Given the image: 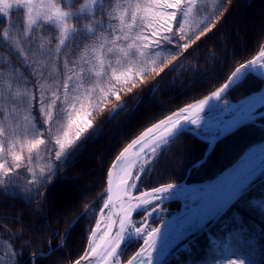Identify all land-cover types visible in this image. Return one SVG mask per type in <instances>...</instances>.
Returning a JSON list of instances; mask_svg holds the SVG:
<instances>
[{"label":"trees","instance_id":"obj_1","mask_svg":"<svg viewBox=\"0 0 264 264\" xmlns=\"http://www.w3.org/2000/svg\"><path fill=\"white\" fill-rule=\"evenodd\" d=\"M75 4L76 0L65 7L72 10ZM13 11L12 19L19 21L22 10ZM217 15L223 18L216 28L186 52L179 35H172L150 49L149 56L156 66L163 67L173 56L178 59L159 75L145 77L146 82L120 101L113 98L105 109L95 113L94 126L66 148L59 159L55 158L59 150L55 144L57 135L47 131L49 124L39 104L32 112L24 113L33 123V130L44 134L46 144L34 150L28 161L37 173L35 180L27 168H21L18 176L0 185V236L5 228L17 234V242L24 249L20 264H53L54 259L65 257L63 264L72 263L88 243L104 203L107 172L123 148L173 111L218 89L236 67L264 49V0H197L186 28L190 35H195ZM183 19L182 10L177 16V29ZM3 22L0 15V23ZM46 30L48 37L53 32L59 36L53 24ZM72 39L69 35V40ZM6 58V49L0 47V63ZM263 83L256 76L247 75L227 92L225 99L238 101L260 90ZM84 108L92 112L87 100ZM53 126L68 130L67 109L63 105L57 108ZM32 139L33 135L17 138L24 145L25 153ZM263 140L264 117H260L219 139L206 159L191 168L204 157L209 143L192 132H182L151 162L140 178L139 189L177 183L185 178L188 183L213 179L248 147ZM180 205V201L173 200L163 207L171 214ZM144 214L142 210L135 217L139 219ZM159 222L160 219L154 218L152 225ZM3 235L7 237V233ZM141 242H130L124 260ZM49 248L53 250L51 255L33 259L31 253H47ZM233 260L236 264L241 261L264 264V180L234 203L216 223L190 240L168 264H231Z\"/></svg>","mask_w":264,"mask_h":264},{"label":"snow or ice","instance_id":"obj_2","mask_svg":"<svg viewBox=\"0 0 264 264\" xmlns=\"http://www.w3.org/2000/svg\"><path fill=\"white\" fill-rule=\"evenodd\" d=\"M196 3L197 0H116L115 4L113 0H76L75 6L69 11L57 5L42 3L41 14L34 12L35 0H5L0 4L4 21L0 23V47L7 52V58L0 63V185L18 176L21 168H27L33 180L37 176L28 161L32 159L34 150L45 146L46 139L43 133L33 130V123L24 115L25 112H32L34 106L39 104L49 124L47 131L52 136L57 135L55 144L59 150L55 152V158L59 159L66 148L94 126L95 113L105 109L113 98L120 101L124 95L146 82L145 77L159 75L178 59L173 56L163 67L156 66L155 60L149 56L150 49L169 40L172 35H179L183 42L182 49L186 52L216 28L223 18L219 15L202 31L190 35L186 25ZM14 9L23 12L19 21L12 19ZM182 10L184 19L177 29V16ZM50 24L56 25L59 36L53 32L48 37L46 29ZM69 35L72 40H69ZM248 63L264 64V50L250 61L240 64L233 73L239 72ZM225 87L227 83L211 96L219 97ZM209 98L173 111L172 115L148 127L123 148L116 157L117 161L123 162L130 149L141 145L140 153L148 150L154 155L157 144L162 143L181 120H191L195 124L200 122V113ZM85 100L92 112L85 111ZM60 105L67 109L68 130L53 126ZM26 135L34 136L27 144V153L24 145L17 141L18 137ZM60 135L63 138H59ZM40 171L43 172V169ZM129 176L130 173L125 172V177ZM247 177L234 184L228 194L208 205L199 215L229 203ZM126 178H121L120 183L124 186L123 200L127 206H116L119 212H113V215L118 218L106 225L100 237L103 244L93 241L86 245L72 259V264H152L161 228L152 227L148 217L157 209L163 211L161 203L149 208L139 225L133 216L141 206L160 201L163 194L175 185L164 184L149 192H141L139 197H132L127 192ZM130 178L138 179L137 176ZM111 207L112 197L109 196L105 208ZM186 209L185 204L182 215ZM128 231L142 233L143 242L126 261H122L117 250ZM4 233H7L6 238ZM3 234L0 236V264H20L24 249L17 242V234L6 228ZM52 251L49 248L47 253L31 255L34 260H39L41 255L48 257ZM66 259H54L53 264H63ZM231 264H236V261H231Z\"/></svg>","mask_w":264,"mask_h":264},{"label":"water","instance_id":"obj_3","mask_svg":"<svg viewBox=\"0 0 264 264\" xmlns=\"http://www.w3.org/2000/svg\"><path fill=\"white\" fill-rule=\"evenodd\" d=\"M257 55H259V54H257ZM247 65H251V63L245 64V66H247ZM236 73L237 72L232 73L229 76V78L226 80V82L224 84L227 83V87L224 88V90L221 92L219 97L211 96L213 93L212 92L209 95H207L205 98H203V99H207L208 97H210L207 100V103L205 104L201 113L208 111L209 109L215 107L218 103H220L223 100V98L226 96L227 92L233 86H235L236 84L241 82L248 74H252V75L264 80V78L261 75L254 73L252 71H248L245 75H243L240 78L236 77ZM223 85L215 91H218L220 88L223 87ZM203 99H201V100H203ZM199 101L191 103V104L198 103ZM187 106H184V107H187ZM261 116H264V112L258 113L256 118L261 117ZM251 121H253V119L240 122L237 125H235L234 127L230 128L226 131H221L217 136L214 137V140L212 142L209 138H207V137L199 134L198 132H196L191 127V125L189 123H184L180 126H177L175 129H173V131L171 133H169L168 136L165 133V135L167 137H165L164 139L174 138L175 136H177L178 134H180L182 132H192V133L196 134L197 136H199L200 138L208 141L209 146L205 152L204 157L201 160H199L198 162H196L191 167V168H193V167L199 166L206 159V157L211 152L214 145L217 143V141L219 139H221L224 136L228 135L229 133L235 131L241 125L248 123V122H251ZM154 139H156V138H154ZM262 143H264V141ZM256 145H258V144H256ZM243 154L232 166L226 168L225 170L220 172L216 177H214L211 180H208L205 182L188 183L187 178H185L181 182L171 183V184L175 185V187L173 189H179V188L186 187V186L197 185V186L204 187L206 190H209L210 193L205 198L200 199L196 204H194L190 207H187L186 212L183 215H182V213H183L185 208H181L180 210L172 213L171 215L164 218L158 224L157 227H160L161 231H160V235L158 238L156 249L153 253L152 264H168L189 243L190 240H192L193 238H195L196 236L201 234L203 231L208 229L210 226H212L214 223H216L229 210V208L234 203H236L251 188H253L258 183H260L261 181L264 180V154L258 159L257 163L254 166H252L250 169H248L247 171L238 175L237 177L233 178L230 181L226 180L229 171L232 169V167L236 163L239 162V160H241ZM117 162L118 161L116 159L113 162V164L110 166V168L107 172L106 186H105L106 200H105L103 208L105 207V204L108 202L109 196L112 197V203H113V195H112L110 186H111L113 169H114L115 165L117 164ZM247 175H248V177L246 178L244 185L242 186V188L240 189L238 194L229 203H227L226 205H222V206H219L216 208L209 209L206 214L199 215L208 205L215 203L222 196L228 194V192L232 188V186L234 184H236L238 181H243ZM149 191H151V189L143 190L141 192H149ZM141 192L136 194V196L140 195ZM170 200H180V199L175 198V197H168V198H165L161 202V205L164 202L170 201ZM112 209H113V207H111V210ZM114 220H117L116 215L114 217ZM95 227H96V224L94 225L93 230L89 236L87 245H90L91 236L95 230ZM116 227H118V224L116 225ZM114 230L115 229H113V231ZM101 244H103V242ZM121 244H120V246H121ZM70 264H72V263H70Z\"/></svg>","mask_w":264,"mask_h":264},{"label":"bare ground","instance_id":"obj_4","mask_svg":"<svg viewBox=\"0 0 264 264\" xmlns=\"http://www.w3.org/2000/svg\"><path fill=\"white\" fill-rule=\"evenodd\" d=\"M248 71L257 73L264 78V64L247 65L241 68V70L236 73V77L240 78L243 75H245ZM261 102H264V86L260 91L251 93L250 95L241 99L238 102H231L228 106L222 107L221 110H218V108H220L219 106H215L204 113H200L201 120L198 124L193 123L191 120H181L177 126H180L184 123H189L191 127L198 133H201V130L226 131L240 122L252 120L256 118L258 111L262 107H264V103ZM258 103L261 104H259V106L257 107L256 104ZM208 138L211 140V142L214 140V136H210ZM168 140L169 139H164L162 143L157 144L156 151L159 150L165 144H167ZM140 147H142V145L130 149L129 152L126 154V159L123 162L118 161L117 164L115 165L113 169L111 186H110L113 195V203H112L113 209L111 210V208L104 207L100 211V214L96 222V227L94 230L96 235L93 236L92 234L90 244L93 241H95L96 244H101L103 242L100 239V237L103 235V231L106 225L114 220L115 215H113V212H117V213L119 212V209L116 206L118 204H124V206H127L126 202L123 200L124 186H122L120 183L121 178H126L125 172L130 173V176L126 178L128 180V185H127L128 195L132 197H139V195L138 196L135 195L136 185L133 182V179H131L130 177L135 176L136 172L142 171L139 169L141 165L146 164L148 156L150 154L148 150H146L144 153H140L139 152ZM263 154H264V143H260L258 145L252 146L251 148L247 149L246 152L243 154L241 160H239V162L236 163L229 171L226 180L230 181L233 178L237 177L238 175L250 169L252 166H254L257 163L258 159ZM132 185H135V187H133ZM209 193H210L209 190H206L204 187L197 185L186 186L179 189L172 188L169 192L163 194L162 199L158 202L161 203L165 198L168 197H175L183 201H185L186 199H193V198L203 199ZM133 203H136V201L133 200ZM148 206L149 205L141 206L140 208L136 209L134 215L136 214L137 211H140ZM97 225H99V227H97ZM136 235L137 233H135L134 231H128L125 234L124 239L121 241L122 243L121 246L130 238L135 237Z\"/></svg>","mask_w":264,"mask_h":264},{"label":"rangeland","instance_id":"obj_5","mask_svg":"<svg viewBox=\"0 0 264 264\" xmlns=\"http://www.w3.org/2000/svg\"><path fill=\"white\" fill-rule=\"evenodd\" d=\"M4 2H5V0H0V4H3ZM81 2H82V1H81ZM42 3L45 4V5H49V6H51V5H57V6L62 7L63 10H65V11H69V9H67V8L65 7V5H66V6H68V5H72V4L74 3V0H35V5H36V6H35V9H34V12H35L36 14H41V13H42V11H43V9L41 8V4H42ZM0 15H2V14H0ZM46 23H47V22H46ZM70 23H71V21H70ZM53 25H54V24H53ZM55 26H56V25H55ZM230 103H231V100L224 99L222 102H220V103L217 105V106L220 107V108H218V110H221L222 107L228 106ZM201 131H203L202 134H204L206 137L215 136V135L219 134V132H220V130H207V131L201 130ZM160 151H161V149L157 150V151L155 152L154 155L149 154L148 159H147V162H146V164L143 166L142 171H141V172H136L135 176H137L138 179L133 180V182H134L135 185H136V188H135V194H138L140 191L143 190V189H139L140 178H141V176L146 172V170H147L148 166L151 164V162H152V161H153V160L159 155ZM145 190H147V189H145ZM200 199H201V198L186 199V200H185V203H186L187 205L195 204V203L198 202ZM104 201H105V198H104ZM156 203H159V202H158V201H157V202H154L153 204L149 205V206L146 207V208H143L142 210H144L145 213H146V212L149 210V208L154 207ZM161 207H162L163 211H160L159 209H157L155 212L152 213L151 216L148 217V223H150V225H151L152 227H156V225H152V220H153L154 218H156V219L158 218V219L162 220V219H164L165 217H167V216L170 214V212L168 211L167 208H164L163 205H162ZM142 210H140V211H142ZM99 213H100V212H99ZM99 213H98V215H97V218H96L95 224H96V222H97V219H98ZM135 215H136V214H135ZM135 215H134L133 220H134L135 222H137V224L139 225V221L142 219V217L145 216V214H144V216H142V217L139 218V219L136 218ZM135 240L143 241V234H142V233H141V234H137L135 237L130 238L128 241H126V242H125V243L119 248V250L117 251V255L121 258L122 261H125V260H124V259H125L124 255H125L126 251H128V249H129L130 242H131V241H135Z\"/></svg>","mask_w":264,"mask_h":264}]
</instances>
